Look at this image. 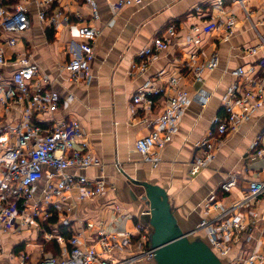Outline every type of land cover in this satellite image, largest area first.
<instances>
[{
  "label": "crops",
  "instance_id": "crops-1",
  "mask_svg": "<svg viewBox=\"0 0 264 264\" xmlns=\"http://www.w3.org/2000/svg\"><path fill=\"white\" fill-rule=\"evenodd\" d=\"M119 1L94 0L98 19L87 0H59L44 7L39 5V0L6 2L10 9L26 4L32 22V28L21 38L15 51L33 54V60L41 70V79L47 80L38 81L42 93L55 92L61 99L56 120L78 121L88 140L89 152L101 163V167L70 170L69 173L102 181L106 191L102 196L84 201H79L77 194H73L63 208L53 210L58 224L51 225L49 230L43 225L38 232L3 235L0 264H39L44 257L54 256L53 251L46 250L54 241L62 254L69 249L68 238L81 233L87 223L95 226L92 230L85 228L83 237L88 244L95 242L97 230L104 228L107 233L132 235L128 252L118 258L142 250L137 226L146 227L149 235L152 227L148 222V209L140 198L141 184L149 183L165 189L178 228L183 234H191L203 220L218 215L207 209L211 198L229 205L242 198L244 182L264 181V156L256 155L252 149L256 138L264 132V109L254 114L237 132L224 137L215 161L207 169L196 177L190 174L189 164L197 144L207 138L213 129V120L224 115L223 103L237 80L236 72L241 68L252 69L249 79L258 78L260 73L258 63L264 57V50L256 55L243 53L246 48L256 47L258 38L242 7L231 0H144L142 5L134 4L115 11L114 6ZM243 1L251 22L264 38V0ZM220 3L226 13L237 20L235 34L229 39H224L223 34L199 31L206 22L220 17ZM41 12L47 13L45 20L40 19ZM53 17L60 27L54 26ZM66 17L71 26H62ZM82 25L96 28L101 35L95 47L90 81L81 76L79 82H72L63 68L70 62V47H77L82 42L78 36V28ZM171 26L175 27V38L169 50L152 62L144 74L131 75L139 54ZM195 35L199 43L188 44ZM193 53L198 54L199 64L209 62L214 54L219 56L218 68L205 71L202 82L195 81L190 70L182 66ZM8 59H15L14 51ZM13 70H2L9 82ZM171 77L181 78L180 91H187L193 98L202 92L210 99L206 106L197 101L191 103L177 135L162 152L161 163L153 167L137 152L136 142L152 132L169 93L154 97L155 104L150 110L142 104L135 105L133 98L149 82L155 88H165ZM35 85L31 87L33 93L37 91ZM21 109L13 104L1 105L0 130L17 127ZM50 121L49 115L35 114L33 119V123L42 128L51 126ZM262 145L264 148V139ZM77 149L81 150L80 144ZM45 171L56 173L50 168ZM231 174L237 175L239 181L226 195L220 188ZM46 185V179L37 184L36 201L43 198ZM243 213L248 228L237 233L229 243L231 252L224 264H230L236 257L246 256L255 249L263 251L264 199ZM60 237L62 242L56 239ZM197 237L204 239L207 236ZM147 246L150 247V243Z\"/></svg>",
  "mask_w": 264,
  "mask_h": 264
},
{
  "label": "built area",
  "instance_id": "built-area-1",
  "mask_svg": "<svg viewBox=\"0 0 264 264\" xmlns=\"http://www.w3.org/2000/svg\"><path fill=\"white\" fill-rule=\"evenodd\" d=\"M7 1L0 0V106L13 104L22 109L20 124L17 127L0 130V256L3 235L21 231L38 232L54 216L53 210L63 208L73 194H77L79 201H84L102 196L106 191L102 181H92L84 175L69 173L70 170L82 171L101 167V163L89 152L88 140L78 121L56 120L61 99L55 92L42 93L39 83L41 80L44 82L47 80L41 79V70L34 62L33 54L15 51L21 38L32 28V22L26 4H19L10 9ZM39 1V5L44 7L59 0ZM231 2L242 7L258 38V45L244 49L243 53L256 55L258 51L264 50V38L258 32L257 26L251 22L245 2L243 0ZM87 3L92 6L94 17L98 19V8L94 0H87ZM143 3L144 0H120L114 6V10L119 11L125 6ZM223 8L220 3L218 6L220 17L206 22L201 30L196 29L195 32L199 30L204 34H223L224 39L233 37L237 20ZM46 17V12L40 13L41 20H45ZM64 20L62 26H71L68 17ZM51 21L56 28L61 26L55 17ZM100 35L99 30L89 25L78 28V36L82 42L77 47H70L71 59L63 68L70 81L79 82L81 76L90 81L91 64L95 58V47ZM174 38L175 27L171 26L139 54L131 75L144 74L152 62L169 50ZM198 43L196 35L195 39L188 42L194 45ZM13 51L15 59L9 60L8 56ZM198 60L197 53L190 54L182 66L183 69L190 70L195 81L202 82L205 71H214L218 68L219 56L214 54L212 59L204 64H199ZM258 65L260 73L255 79L248 78L252 69L241 68L236 72L237 80L232 84L223 103L224 115L213 120V129L207 138L197 144L195 155L189 164L191 176H198L215 161L225 136L237 132L254 114L264 109V57ZM8 68H14L10 82L6 80L2 71ZM180 79L171 77L165 88H155L149 82L140 88L133 98L135 105L142 104L145 109L150 110L155 104L154 97L169 93L152 132L136 142L137 152L153 167L161 163L162 152L177 135L180 123L191 103L197 101L206 106L210 99L209 95L202 92L193 98L194 96L187 91H180ZM34 84L37 89L35 93L31 91ZM35 114L49 115L51 126L42 128L35 125L33 123ZM263 139L264 132L252 145L258 156H264ZM77 144H80L81 150L77 149ZM45 168L53 169L56 173H48ZM43 179L47 180L43 198L36 201V187ZM238 181V176L231 174L220 189L229 195ZM242 191V198L229 205L211 198L207 209L218 215L203 220L199 228L191 233L194 237L205 232L211 249L223 261L231 252L229 243L235 235L245 232L248 228L243 212L264 199V181L244 182ZM94 227L93 224L87 223L81 233L70 239L68 243L70 249L64 250L60 257H44L39 264H154L156 250L147 246L150 243V235L146 227L137 226L142 250L126 258L118 257L123 252H128L132 244L130 233H107L104 228H99L96 232L97 240L88 244L83 237L85 228L92 230ZM51 238L52 235L49 236V239ZM56 239L59 242L63 240L61 237ZM230 264H264V248L261 252L255 249L246 256H238Z\"/></svg>",
  "mask_w": 264,
  "mask_h": 264
},
{
  "label": "water",
  "instance_id": "water-1",
  "mask_svg": "<svg viewBox=\"0 0 264 264\" xmlns=\"http://www.w3.org/2000/svg\"><path fill=\"white\" fill-rule=\"evenodd\" d=\"M141 187L152 227L150 247L156 250L154 264H223L207 243L180 231L165 189L149 183Z\"/></svg>",
  "mask_w": 264,
  "mask_h": 264
},
{
  "label": "trees",
  "instance_id": "trees-1",
  "mask_svg": "<svg viewBox=\"0 0 264 264\" xmlns=\"http://www.w3.org/2000/svg\"><path fill=\"white\" fill-rule=\"evenodd\" d=\"M58 224V220L56 219V214H54V216L50 219V220H48L45 224H44V226H45V228L46 229H50V226L52 225V226H55V225H57ZM61 232L63 233V235H65V233L63 232V230L61 229ZM71 237V236H70ZM72 238V237H71ZM71 238H68V240L69 239H71ZM70 241V240H69ZM68 241V242H69ZM69 249H70V247H69ZM46 250L47 251H53L55 254H54V256L55 257H60L61 256V253H60V249H59V247H58V245L56 244V242L54 241V242H52L51 244H49L47 247H46Z\"/></svg>",
  "mask_w": 264,
  "mask_h": 264
},
{
  "label": "rangeland",
  "instance_id": "rangeland-1",
  "mask_svg": "<svg viewBox=\"0 0 264 264\" xmlns=\"http://www.w3.org/2000/svg\"><path fill=\"white\" fill-rule=\"evenodd\" d=\"M204 234H206L205 232H201V233H199V234H197V235H195V237H193V238H191V239H197V238H200V240L201 241H204L205 243H207L209 246H210V241H209V238H207V237H205L204 239L203 238H201V237H197V236H203ZM222 262H223V264H224V261H223V259L221 260Z\"/></svg>",
  "mask_w": 264,
  "mask_h": 264
}]
</instances>
